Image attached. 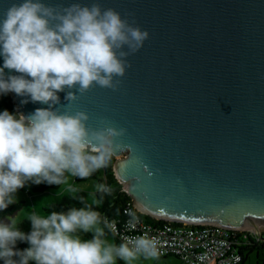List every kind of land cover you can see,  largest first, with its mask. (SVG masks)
Listing matches in <instances>:
<instances>
[{
	"label": "water",
	"instance_id": "obj_1",
	"mask_svg": "<svg viewBox=\"0 0 264 264\" xmlns=\"http://www.w3.org/2000/svg\"><path fill=\"white\" fill-rule=\"evenodd\" d=\"M20 2L0 0V18ZM43 2H98L150 33L127 57L119 90L94 86L75 101L60 92L55 106L87 112L92 129H127L116 138L114 174L137 209L159 221L262 237L264 0ZM9 75L20 74L5 69ZM10 94L18 114L49 107Z\"/></svg>",
	"mask_w": 264,
	"mask_h": 264
},
{
	"label": "clouds",
	"instance_id": "obj_2",
	"mask_svg": "<svg viewBox=\"0 0 264 264\" xmlns=\"http://www.w3.org/2000/svg\"><path fill=\"white\" fill-rule=\"evenodd\" d=\"M149 38L148 31L98 2L53 7L43 0H21L7 9L0 18V95L15 93L49 107L27 116L0 112V210L14 203L13 194L30 180L63 185L75 194L80 188L69 184V178L88 179L108 166L120 147L116 138L127 129L90 128L87 112L55 107L60 104L58 93L66 92L65 99L75 101L77 93L84 95L94 86L119 90L118 78L131 67L127 57ZM5 69L20 75L6 77ZM111 192L97 184L92 195ZM26 219L30 233L21 231L15 219L0 222L3 264H135L140 258L159 257L156 242L145 236L110 242L107 233H117V223L91 205L67 213L32 211ZM82 233L93 237L85 240ZM18 241L30 247L18 250Z\"/></svg>",
	"mask_w": 264,
	"mask_h": 264
},
{
	"label": "built area",
	"instance_id": "obj_3",
	"mask_svg": "<svg viewBox=\"0 0 264 264\" xmlns=\"http://www.w3.org/2000/svg\"><path fill=\"white\" fill-rule=\"evenodd\" d=\"M125 220H113L118 232L111 234L121 243L126 238L145 236L156 242L159 258L176 257L185 264H241L245 255L240 235L249 230H233L218 225H188L177 222L149 223L144 214L128 203ZM159 221V220H157ZM134 225V226H133Z\"/></svg>",
	"mask_w": 264,
	"mask_h": 264
},
{
	"label": "trees",
	"instance_id": "obj_4",
	"mask_svg": "<svg viewBox=\"0 0 264 264\" xmlns=\"http://www.w3.org/2000/svg\"><path fill=\"white\" fill-rule=\"evenodd\" d=\"M4 110H8L13 114H17L15 104L13 102V98L11 94L8 93L6 95H0V112ZM116 160L112 156L109 164L107 167L101 168L96 171L91 177L88 179H81L79 177L75 178L77 183L87 182L90 180H96L102 184L109 186L112 189L111 194H101L97 193L96 198L101 200L100 206H93L88 201L87 193L84 191H80L76 194L65 195L60 202L54 203L50 205L48 208V212H60V213H67L72 208H82L88 205H91L93 210L101 212L102 215L106 216L110 221L113 220H125V208L127 207L128 203L132 202L131 198L124 192L123 186L119 183L116 179L114 174V164ZM62 185H55V184H48L47 182H43L40 184H36L33 181L26 182L25 186L22 187L23 189H31L35 193H42L50 189H59ZM24 206V202H17L10 204L6 209L0 210V222H5L8 218L14 217L17 215L18 212L22 210ZM145 220L149 223H164V221H157L151 217L143 215ZM19 228L21 231L25 233H30L32 230L31 222L29 220H24L20 225ZM111 232L107 233V236H111ZM106 236V237H107ZM242 251L245 252L243 261L241 264H245L247 260L246 252H252L254 250H261L264 248V232L262 233V237H259V240L256 236L252 235L251 233L245 232L240 235ZM117 244L121 242L117 239ZM28 243L26 241H18L17 242V249L18 250H25L27 249ZM0 264H3V261H0ZM30 264H35V262H30ZM264 264V258L262 263Z\"/></svg>",
	"mask_w": 264,
	"mask_h": 264
},
{
	"label": "rangeland",
	"instance_id": "obj_5",
	"mask_svg": "<svg viewBox=\"0 0 264 264\" xmlns=\"http://www.w3.org/2000/svg\"><path fill=\"white\" fill-rule=\"evenodd\" d=\"M75 183L79 186L80 191H84L87 193L88 201L93 206H100L95 204V200L97 199L93 197L92 193L95 192V187L97 184H102L97 182L96 180H90L87 182L77 183L75 178H69V184ZM78 193V192H77ZM73 193L66 191V186H61L59 189H50L42 193H35L31 189H23L20 188L17 190L16 193L13 194L14 196V203L17 202H24V206L20 212L17 213L14 217L8 218L5 223L9 222L10 219H15L17 223L20 225L24 220H28L27 215L32 211H40L44 214H50L48 212V208L50 205L54 203H58L65 195H70ZM76 194V193H75ZM247 230V229H246ZM260 230L264 232V226H260ZM82 238L85 240L92 239V233H82ZM110 242H116V239L113 235L106 237ZM30 245H27L29 248ZM247 260L245 264H261L264 258V248L261 250H254L252 252H246ZM117 264H124V261L119 260ZM135 264H185L181 260L176 257H168V258H159L153 260H145L140 258L135 262Z\"/></svg>",
	"mask_w": 264,
	"mask_h": 264
},
{
	"label": "bare ground",
	"instance_id": "obj_6",
	"mask_svg": "<svg viewBox=\"0 0 264 264\" xmlns=\"http://www.w3.org/2000/svg\"><path fill=\"white\" fill-rule=\"evenodd\" d=\"M248 228L253 230V228H252V227H248Z\"/></svg>",
	"mask_w": 264,
	"mask_h": 264
}]
</instances>
